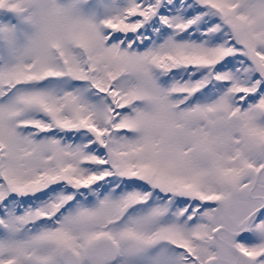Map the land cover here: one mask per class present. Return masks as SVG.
I'll return each instance as SVG.
<instances>
[{"label": "snow or ice", "instance_id": "obj_1", "mask_svg": "<svg viewBox=\"0 0 264 264\" xmlns=\"http://www.w3.org/2000/svg\"><path fill=\"white\" fill-rule=\"evenodd\" d=\"M0 264H264V0H0Z\"/></svg>", "mask_w": 264, "mask_h": 264}]
</instances>
